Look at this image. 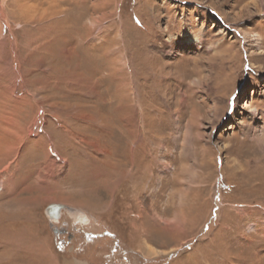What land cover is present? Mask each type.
I'll return each mask as SVG.
<instances>
[{
	"label": "rangeland",
	"instance_id": "1",
	"mask_svg": "<svg viewBox=\"0 0 264 264\" xmlns=\"http://www.w3.org/2000/svg\"><path fill=\"white\" fill-rule=\"evenodd\" d=\"M0 264H264V0H0Z\"/></svg>",
	"mask_w": 264,
	"mask_h": 264
},
{
	"label": "bare ground",
	"instance_id": "2",
	"mask_svg": "<svg viewBox=\"0 0 264 264\" xmlns=\"http://www.w3.org/2000/svg\"><path fill=\"white\" fill-rule=\"evenodd\" d=\"M252 37H253V40H254V42L256 43V45L258 46V48L259 49H261V38H260V36H259V34L258 33H255V34H253L252 35ZM193 41V45L195 46V47H198L199 45H202V46H204V43L200 40V39H196V40H192ZM166 46V49H165V52L166 53H172L174 50H175V48H174V46H172V47H168V44L166 43L165 44ZM260 46V47H259ZM168 47V48H167ZM129 52V51H128ZM133 56V55H132ZM133 62V61H132ZM135 63V62H134ZM129 64V63H128ZM131 64V63H130ZM134 66H137L136 64H134V65H132V66H130L129 67V69H131V73H132V76L134 77V80L136 81L137 80V77H139V73H138V69H136L137 67H134ZM122 67V66H121ZM115 68V67H114ZM128 75H130V74H128ZM128 75L127 76H124V74L122 75V76H124L125 78L124 79H121V83H120V86H125V82L127 81V79L129 78L128 77ZM119 78V77H118ZM118 81V80H117ZM119 83V82H118ZM124 88V87H123ZM126 89V88H125ZM122 89H120L119 88V91L118 92H120ZM125 91V90H124ZM138 95H140L141 96V93H138ZM137 96V95H136ZM129 96H126V97H124V99H126L127 101L129 100ZM133 100V99H132ZM134 101V100H133ZM149 101V100H148ZM137 102V101H136ZM140 102V105L139 106H137V113L139 114V116H141L142 117V115H141V113L142 114H144V112H145V102L143 101V100H141V101H139ZM137 104H139V103H137ZM125 105V104H124ZM152 106V105H151ZM151 112V111H150ZM119 113V116H122V113H121V111H119L118 112ZM123 116H125V115H123ZM145 117V116H144ZM105 118V117H104ZM124 118H126L127 119V117H124ZM107 119V118H106ZM145 119V118H144ZM116 120H118V119H116ZM129 121V120H128ZM127 121V122H128ZM143 122V121H142ZM111 123V122H110ZM126 125V124H125ZM132 126V125H131ZM124 127V126H123ZM56 209V208H55ZM51 212H50V216H51V214L54 212V210H50ZM55 213H56V211H55ZM52 218V217H51ZM85 218V217H84ZM54 219H56V220H58L57 218H54Z\"/></svg>",
	"mask_w": 264,
	"mask_h": 264
},
{
	"label": "water",
	"instance_id": "3",
	"mask_svg": "<svg viewBox=\"0 0 264 264\" xmlns=\"http://www.w3.org/2000/svg\"><path fill=\"white\" fill-rule=\"evenodd\" d=\"M56 208V209H55ZM69 208L67 205L65 204H53V205H50L49 209H48V212H49V216H50V210H54V212L56 211V213H52L51 214V219L54 220L53 218H59L61 215H60V212L64 209H67Z\"/></svg>",
	"mask_w": 264,
	"mask_h": 264
},
{
	"label": "flooded vegetation",
	"instance_id": "4",
	"mask_svg": "<svg viewBox=\"0 0 264 264\" xmlns=\"http://www.w3.org/2000/svg\"><path fill=\"white\" fill-rule=\"evenodd\" d=\"M61 217V216H60ZM56 232L58 233V234H66V229H56Z\"/></svg>",
	"mask_w": 264,
	"mask_h": 264
}]
</instances>
